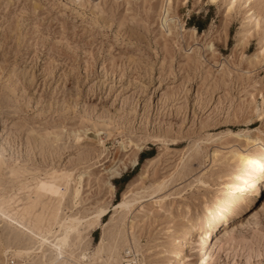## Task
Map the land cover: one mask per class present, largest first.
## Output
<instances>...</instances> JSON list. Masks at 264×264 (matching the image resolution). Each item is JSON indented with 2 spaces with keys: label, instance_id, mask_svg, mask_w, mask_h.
Listing matches in <instances>:
<instances>
[{
  "label": "rangeland",
  "instance_id": "obj_1",
  "mask_svg": "<svg viewBox=\"0 0 264 264\" xmlns=\"http://www.w3.org/2000/svg\"><path fill=\"white\" fill-rule=\"evenodd\" d=\"M262 49L264 0H0V205L46 235L76 219L85 258L103 245L162 264L169 228L227 197L243 169L230 151H262L245 137H264ZM52 176L56 198L22 186ZM261 207L208 264H264ZM11 235L0 221V252L22 264L32 244Z\"/></svg>",
  "mask_w": 264,
  "mask_h": 264
},
{
  "label": "bare ground",
  "instance_id": "obj_2",
  "mask_svg": "<svg viewBox=\"0 0 264 264\" xmlns=\"http://www.w3.org/2000/svg\"><path fill=\"white\" fill-rule=\"evenodd\" d=\"M246 1L248 2L249 0ZM250 11H252V7ZM254 16L255 14L252 12L251 17ZM256 24L258 25V23ZM261 52H264V49ZM245 137L247 142L250 141L249 143L251 144L257 143L262 148V151L255 153L254 151H249L248 147L245 149H232L230 151L229 159L231 162L234 164L241 162L243 169L234 174L230 184L227 185V197L223 201L217 202L215 209L210 211L207 218L189 219L181 230L176 233H173L171 228H169L165 250L161 251L157 257V260L162 262V264H208L219 251L224 239L233 230L232 220L243 212L248 211L256 203L258 197L254 194V190L259 191L261 187H264V137H249L248 134H245ZM219 154L220 151H215L213 157L216 158ZM59 181L63 183V179L60 180V178L52 176V182L48 185H43L42 181H40L36 182L33 187L25 184L22 186L32 192L37 189V196H46L52 193V198H56L58 195L54 194V191L58 190L60 194L65 188L64 183L60 184L58 183ZM6 203L8 201L3 200L0 205V221L8 225L12 234L10 239L18 241L23 238L28 244H32L30 248L25 245V247L22 246V251H17L25 256L22 264H53V262H57V264H121L118 261L120 254L118 247H113L109 251V254L105 255L106 251L103 250L102 245L89 258H85L82 250L73 249V241L81 236V230L77 226L79 222L76 219L61 220L58 223L59 230H53L51 228L52 224H50L46 235L43 229L25 222L24 219H20L11 208L5 209L4 205ZM119 207H125L127 211L131 209V207L125 205V202H122ZM118 224L120 225L119 227L124 225L122 220ZM73 226H77V235L75 234L74 237L64 236L72 231ZM199 226L205 228L203 243L207 246L197 250L195 247H192L191 240ZM37 237L40 239H37ZM65 238H67L66 247L64 246ZM57 244L62 249L60 253H57L51 247V245ZM15 248L17 247L15 246ZM15 251L16 249L13 250L9 246L4 252H0V264H10L11 260H8L7 256ZM127 251V253L130 252V250ZM12 261L14 264H21L17 260Z\"/></svg>",
  "mask_w": 264,
  "mask_h": 264
},
{
  "label": "snow or ice",
  "instance_id": "obj_3",
  "mask_svg": "<svg viewBox=\"0 0 264 264\" xmlns=\"http://www.w3.org/2000/svg\"><path fill=\"white\" fill-rule=\"evenodd\" d=\"M261 55L264 56V52H261ZM259 119H260L261 121H264V115L259 116ZM54 194H57V195H58V194H59L58 190L54 191ZM254 194L258 197V199H257V201H256V204L259 205L260 200H264V187H261V188L259 189V191H255V190H254ZM121 206H123V205H121ZM260 211H261V212H264V207H261V208H260ZM102 214H103V213H102V210H101L100 212L97 213V216L102 215ZM37 239H40V238L37 237ZM45 243H47V242L45 241ZM64 246H65V247L67 246V238H65ZM51 247H53V248L56 250L57 253H60V252L62 251V249L59 247L58 244H57V245H51ZM53 264H57V262H53Z\"/></svg>",
  "mask_w": 264,
  "mask_h": 264
},
{
  "label": "trees",
  "instance_id": "obj_4",
  "mask_svg": "<svg viewBox=\"0 0 264 264\" xmlns=\"http://www.w3.org/2000/svg\"><path fill=\"white\" fill-rule=\"evenodd\" d=\"M196 27H197V29H198L199 31L202 30V27H200V26H196Z\"/></svg>",
  "mask_w": 264,
  "mask_h": 264
},
{
  "label": "built area",
  "instance_id": "obj_5",
  "mask_svg": "<svg viewBox=\"0 0 264 264\" xmlns=\"http://www.w3.org/2000/svg\"><path fill=\"white\" fill-rule=\"evenodd\" d=\"M10 264H14L12 260L10 261Z\"/></svg>",
  "mask_w": 264,
  "mask_h": 264
}]
</instances>
